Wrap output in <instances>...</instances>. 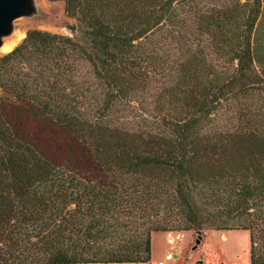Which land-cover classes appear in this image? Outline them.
<instances>
[{
    "label": "trees",
    "instance_id": "1",
    "mask_svg": "<svg viewBox=\"0 0 264 264\" xmlns=\"http://www.w3.org/2000/svg\"><path fill=\"white\" fill-rule=\"evenodd\" d=\"M64 2L0 56V264L148 263L247 230L264 264V0Z\"/></svg>",
    "mask_w": 264,
    "mask_h": 264
},
{
    "label": "rangeland",
    "instance_id": "2",
    "mask_svg": "<svg viewBox=\"0 0 264 264\" xmlns=\"http://www.w3.org/2000/svg\"><path fill=\"white\" fill-rule=\"evenodd\" d=\"M32 3V11L16 18L12 23L11 31L1 37L0 48L6 42L11 43L9 51L12 50L31 28L66 35L79 33V24L76 19L68 17L64 2L32 0ZM7 52L0 51V56ZM174 233L180 238L177 245L180 249L178 256L175 259L165 258L166 252L171 247L166 242V234L156 232L152 235L151 263L158 264V260H165V264H250V234L247 230L206 229L200 233V238L197 231ZM223 235L225 238H222Z\"/></svg>",
    "mask_w": 264,
    "mask_h": 264
},
{
    "label": "water",
    "instance_id": "3",
    "mask_svg": "<svg viewBox=\"0 0 264 264\" xmlns=\"http://www.w3.org/2000/svg\"><path fill=\"white\" fill-rule=\"evenodd\" d=\"M33 9L32 0H0V45L1 37L11 31L13 21L30 13ZM199 238L200 231H197ZM199 242V239L197 240Z\"/></svg>",
    "mask_w": 264,
    "mask_h": 264
},
{
    "label": "built area",
    "instance_id": "4",
    "mask_svg": "<svg viewBox=\"0 0 264 264\" xmlns=\"http://www.w3.org/2000/svg\"><path fill=\"white\" fill-rule=\"evenodd\" d=\"M179 239L180 238L175 235L174 231L166 232V242L171 247L169 250V255L166 257V259H175L178 256V250H180L179 247H177ZM158 264H165V260L159 261Z\"/></svg>",
    "mask_w": 264,
    "mask_h": 264
},
{
    "label": "bare ground",
    "instance_id": "5",
    "mask_svg": "<svg viewBox=\"0 0 264 264\" xmlns=\"http://www.w3.org/2000/svg\"><path fill=\"white\" fill-rule=\"evenodd\" d=\"M8 41V40H7ZM11 44V43H10ZM10 44L6 43L0 48V51L4 50V51H9L10 49ZM13 46V45H12ZM222 238H225V236L223 235Z\"/></svg>",
    "mask_w": 264,
    "mask_h": 264
},
{
    "label": "crops",
    "instance_id": "6",
    "mask_svg": "<svg viewBox=\"0 0 264 264\" xmlns=\"http://www.w3.org/2000/svg\"><path fill=\"white\" fill-rule=\"evenodd\" d=\"M162 233H163V232H162ZM163 234H164V233H163ZM168 255H169V251L166 252V254H165V258H166ZM159 261H161V260H158L157 263H158ZM148 263H149V264H153V262L151 263V261L148 262ZM148 263H146V264H148Z\"/></svg>",
    "mask_w": 264,
    "mask_h": 264
}]
</instances>
